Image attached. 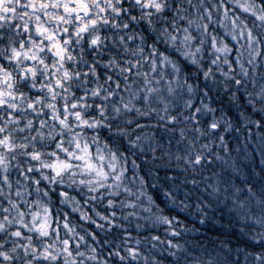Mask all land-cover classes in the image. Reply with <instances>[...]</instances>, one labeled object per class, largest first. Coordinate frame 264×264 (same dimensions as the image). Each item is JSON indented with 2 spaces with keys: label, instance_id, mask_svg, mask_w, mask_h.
Returning a JSON list of instances; mask_svg holds the SVG:
<instances>
[{
  "label": "clouds",
  "instance_id": "obj_1",
  "mask_svg": "<svg viewBox=\"0 0 264 264\" xmlns=\"http://www.w3.org/2000/svg\"><path fill=\"white\" fill-rule=\"evenodd\" d=\"M0 264H264V0H0Z\"/></svg>",
  "mask_w": 264,
  "mask_h": 264
}]
</instances>
